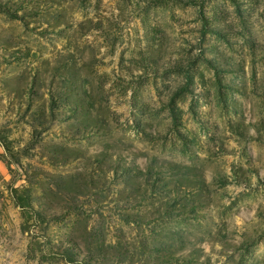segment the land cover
I'll return each instance as SVG.
<instances>
[{
  "label": "rangeland",
  "instance_id": "obj_1",
  "mask_svg": "<svg viewBox=\"0 0 264 264\" xmlns=\"http://www.w3.org/2000/svg\"><path fill=\"white\" fill-rule=\"evenodd\" d=\"M0 264H264V0H0Z\"/></svg>",
  "mask_w": 264,
  "mask_h": 264
}]
</instances>
